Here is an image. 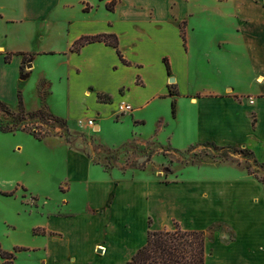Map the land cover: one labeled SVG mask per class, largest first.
I'll list each match as a JSON object with an SVG mask.
<instances>
[{
  "label": "crops",
  "instance_id": "obj_1",
  "mask_svg": "<svg viewBox=\"0 0 264 264\" xmlns=\"http://www.w3.org/2000/svg\"><path fill=\"white\" fill-rule=\"evenodd\" d=\"M97 34H114L117 48L92 41L72 49ZM28 93L35 108H26ZM19 95L26 112L69 123L94 117L96 130L125 100L133 123L154 117L149 139L164 133L177 150L244 147L264 161V0H0V101L17 107ZM60 146L64 175L58 193L35 205L40 220L23 227L0 213L1 231L16 236L0 248H22L9 264H126L148 230L174 222L205 232V264H264V191L248 172L163 182L142 170L106 171Z\"/></svg>",
  "mask_w": 264,
  "mask_h": 264
},
{
  "label": "rangeland",
  "instance_id": "obj_2",
  "mask_svg": "<svg viewBox=\"0 0 264 264\" xmlns=\"http://www.w3.org/2000/svg\"><path fill=\"white\" fill-rule=\"evenodd\" d=\"M34 79L35 74L26 81L27 89L32 90ZM33 95L28 93L23 96L26 108L36 107V97ZM5 103L7 108L0 106V128L14 131H0V213L12 225L26 227L38 222L39 215L33 214L37 210L35 205L41 207L45 197L54 191L58 193L56 182L64 175L66 166L65 152L60 142H67L83 150L106 171L114 166L132 175L142 170L165 182L171 177L197 178L215 174L229 176V170L233 168V175L242 170L264 183V161L256 160L251 153L239 151L247 148L214 147L203 143L177 150L169 147L170 142L164 133H157L154 138L149 139L156 132L152 115L146 114V124L137 125L129 120L128 114L132 111L116 113L112 118L104 119L100 123V129L96 130L87 125L85 128V124L82 126L79 120L69 123L57 119L43 110L32 117H22L17 107ZM62 106V103L55 104V112L62 113ZM170 108L169 105V110ZM164 111L165 107L162 105L161 112ZM85 119L87 118L81 120ZM185 121L186 119L183 123ZM178 125L175 124L176 129H179ZM262 182L261 191H264ZM73 194L83 201L79 193ZM175 223L177 222L172 227ZM2 225L0 222V240L5 245H10L16 236L7 237L1 231Z\"/></svg>",
  "mask_w": 264,
  "mask_h": 264
},
{
  "label": "trees",
  "instance_id": "obj_3",
  "mask_svg": "<svg viewBox=\"0 0 264 264\" xmlns=\"http://www.w3.org/2000/svg\"><path fill=\"white\" fill-rule=\"evenodd\" d=\"M183 41H185L184 32L181 33ZM92 41H104L105 43L117 48L118 42L114 34H97L90 36H82L73 44L72 49L78 50L82 45ZM120 55V53H119ZM9 57L6 56L5 60ZM164 64L167 74H171V68L168 59L164 58ZM169 93L176 96L177 92L173 89V85H169ZM100 99H106L99 95ZM0 106L7 108L5 103L0 101ZM176 102L171 100V114L175 115ZM18 112L22 117H32L41 110L33 112H25L21 96H18ZM3 132H13L11 129H2ZM214 147L216 145L207 143ZM235 149V148H234ZM236 150V149H235ZM244 153L252 152L248 149H239ZM254 161H256L254 159ZM251 174V173H249ZM255 178L261 183L256 176ZM263 183V182H262ZM264 186V183H263ZM22 248L15 247L13 251H5L0 248V258L5 264H9L15 257V252ZM206 256V236L202 230H184L177 223L169 230H148L147 238L144 245L139 247L130 257L126 264H205Z\"/></svg>",
  "mask_w": 264,
  "mask_h": 264
},
{
  "label": "built area",
  "instance_id": "obj_4",
  "mask_svg": "<svg viewBox=\"0 0 264 264\" xmlns=\"http://www.w3.org/2000/svg\"><path fill=\"white\" fill-rule=\"evenodd\" d=\"M132 109H133L132 105L125 100L119 101L116 105V113L117 114L129 113L132 111ZM79 121H80V123L82 122L83 124L90 126V127H93L95 124L94 118H87L83 121L80 119Z\"/></svg>",
  "mask_w": 264,
  "mask_h": 264
},
{
  "label": "water",
  "instance_id": "obj_5",
  "mask_svg": "<svg viewBox=\"0 0 264 264\" xmlns=\"http://www.w3.org/2000/svg\"><path fill=\"white\" fill-rule=\"evenodd\" d=\"M23 78L25 77V76H22ZM169 82L170 83H172V82H174V78L171 76V77H169Z\"/></svg>",
  "mask_w": 264,
  "mask_h": 264
}]
</instances>
